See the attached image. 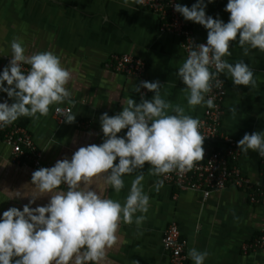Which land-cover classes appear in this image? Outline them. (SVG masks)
Returning <instances> with one entry per match:
<instances>
[{
    "label": "crops",
    "instance_id": "0c3cea01",
    "mask_svg": "<svg viewBox=\"0 0 264 264\" xmlns=\"http://www.w3.org/2000/svg\"><path fill=\"white\" fill-rule=\"evenodd\" d=\"M195 2L178 0L189 7ZM226 4L227 0H213L207 4L206 15L228 22ZM186 22L197 39L206 42L207 30ZM14 39L22 42L26 55L53 52L71 73L66 85L69 98L50 105L46 116L20 117L13 122L28 129L46 165L54 166L64 158L70 160L80 147L102 143L99 117L105 112L109 116L119 113L129 98L140 102L141 89L133 90L139 80L113 70V54L142 58L147 64L146 80L158 81L162 98L183 107L186 115L199 120L207 109L206 105L188 106L185 85L176 75L187 58L180 37L162 32L158 15L140 6L138 0H128L127 4L124 0H0V71L10 62V43ZM229 51L231 55L224 59L232 64L243 60L255 80V86H235L224 73L227 94L221 129L238 142L245 133L264 131V52L250 49L245 56L236 41L230 43ZM0 96L7 94L0 92ZM151 96L150 92L148 97ZM57 106L71 107L74 122L59 120L54 114ZM169 114H173L171 110ZM125 132L126 129L118 135ZM202 147L204 161L214 149H224L225 144L203 141ZM11 153V148L0 140V162L8 163L0 167V214L10 207L22 210L28 203V198L23 197L9 200L8 193L3 192L24 191L22 186L31 182L30 165L15 162ZM237 163L255 186H264V164L256 151L244 154L239 150ZM149 168L146 162L142 170L124 175V187L119 193L111 188L103 193L123 204L131 181L143 171V191L149 196L148 211L143 214L146 218L139 226L135 218L131 224L120 222L117 243L107 251L105 264H173L162 242L165 229L173 221L186 241V255L192 248L208 253L204 264H264V248L243 249L261 233L263 203L251 202L247 190L234 186L208 197L198 191H180L165 183L161 175L151 174ZM157 180L163 182L159 191L155 190ZM48 199L42 196L31 207L44 206ZM185 264H194L188 255Z\"/></svg>",
    "mask_w": 264,
    "mask_h": 264
},
{
    "label": "clouds",
    "instance_id": "9594fccd",
    "mask_svg": "<svg viewBox=\"0 0 264 264\" xmlns=\"http://www.w3.org/2000/svg\"><path fill=\"white\" fill-rule=\"evenodd\" d=\"M211 3L213 0H196L191 7L174 6L186 21L207 30L206 42H192L176 72L185 85L189 107H214L213 99H205V94L211 91L210 82L217 73L226 72L235 86H255L249 65L243 60L232 64L224 59L231 55V42L236 41L245 56L250 49L264 52V0H227L224 11L230 15L226 23L206 15ZM10 48V62L0 71V92L13 102H0V128L20 117L46 116L50 105L70 96L66 85L71 73L56 54L42 51L26 55L18 39ZM24 65L30 66L27 71L22 70ZM221 85L222 81L215 80V87ZM160 87L158 81L133 86L135 92L147 89L151 98L145 99L141 93L139 103L129 98L119 113H103L99 117L102 143L80 147L70 160H57L54 166L35 170L30 184L22 186L24 191H3L9 200L23 197L28 203L22 210L10 207L0 214V264H105L107 251L117 243L120 222L131 224L135 218L139 226L146 218L143 214L148 211L149 196L143 191V171L131 181L123 204L103 193L108 188L119 193L124 175L142 170L146 162L149 172L159 176L189 170L203 159L202 122L163 99ZM63 118L72 123L75 115L69 112ZM124 129V135L119 136ZM237 147L244 154L252 150L264 157V131L245 133ZM7 164L0 162V167ZM161 187L162 180H157L155 190ZM42 196L49 197L48 203L31 207ZM138 212L141 215H136ZM187 255L194 264H204L208 253L192 248Z\"/></svg>",
    "mask_w": 264,
    "mask_h": 264
},
{
    "label": "built area",
    "instance_id": "2783aa9c",
    "mask_svg": "<svg viewBox=\"0 0 264 264\" xmlns=\"http://www.w3.org/2000/svg\"><path fill=\"white\" fill-rule=\"evenodd\" d=\"M140 6L158 15L160 20V30L162 32L178 35L181 40V47L186 56L194 44L205 43L199 41L193 30L183 17L174 11V6L178 0H138ZM30 66H22L23 71H27ZM111 67L119 73L132 75L141 81L146 80L147 64L139 57L130 54H113L111 56ZM210 71H215L214 66H210ZM215 80L222 81L220 88L215 87ZM215 80L211 81V91L207 93V99H213L214 107L205 110L199 121L202 126L199 129L205 137L204 142H222L224 149H214L204 161L194 162L191 169L186 171L174 170L168 174H162V180L173 185L180 191L193 190L201 192L205 197L211 193L222 190L227 186H234L248 191L250 201L264 204V186H255L251 179L246 177L237 160L239 149L237 141L233 137L222 133L221 125L224 115V101L227 94L224 73H217ZM144 98L148 99L149 91L141 88ZM11 99L7 96H0V102ZM59 109V111L57 110ZM69 106L55 107L54 114L61 120L64 115L71 113ZM0 140L11 148L12 158L21 165H30L31 172L41 167H51L42 161V153L37 148L34 139L28 129L22 125L11 123L0 128ZM264 164V157H261ZM61 188H64L61 185ZM163 247L169 253L173 264H185L187 255L185 253L186 241L182 238L177 222H171L165 229L163 235ZM264 248V225L261 233L251 242L245 243V251L258 250Z\"/></svg>",
    "mask_w": 264,
    "mask_h": 264
},
{
    "label": "trees",
    "instance_id": "16d2710c",
    "mask_svg": "<svg viewBox=\"0 0 264 264\" xmlns=\"http://www.w3.org/2000/svg\"><path fill=\"white\" fill-rule=\"evenodd\" d=\"M148 99H150V98L148 97Z\"/></svg>",
    "mask_w": 264,
    "mask_h": 264
}]
</instances>
